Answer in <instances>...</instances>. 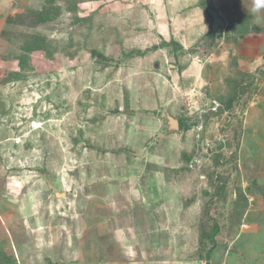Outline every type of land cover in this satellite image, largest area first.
<instances>
[{"label":"rangeland","instance_id":"1","mask_svg":"<svg viewBox=\"0 0 264 264\" xmlns=\"http://www.w3.org/2000/svg\"><path fill=\"white\" fill-rule=\"evenodd\" d=\"M199 3L0 0V264H206L200 230L216 225L209 264H264V10L253 21L252 0H209L259 59L227 64L225 89L195 97L162 59L180 47L151 46L212 36ZM164 9L174 26L155 19ZM188 58L172 63L192 78ZM232 96L199 140L206 100Z\"/></svg>","mask_w":264,"mask_h":264},{"label":"crops","instance_id":"2","mask_svg":"<svg viewBox=\"0 0 264 264\" xmlns=\"http://www.w3.org/2000/svg\"><path fill=\"white\" fill-rule=\"evenodd\" d=\"M151 1V0H150ZM155 19L157 20L158 23H160V25L166 23V26L168 27L172 22V20H169V23L164 19L161 11H155ZM164 14H165V9H164ZM172 26H174L175 24H171ZM251 35V34H250ZM209 37V36H208ZM251 37L253 39L254 36L251 35ZM166 41L168 42L169 40L166 39ZM252 41L251 45H256L258 44L257 42L251 40L249 37L244 40V42L239 43V45L232 43V44H225V41L222 42V44L219 45V47H217V51L215 50L214 54H209V55H203L197 60L195 61V57L196 55H191V52H186L188 54L186 55H181V51L179 52L176 51L175 54L177 55L176 57H172V55L168 52V53H164L163 57H165V59L162 57L163 60L170 62V66L175 69V70H170L171 72H169L168 74L173 77V82H174V86H178L180 87L182 90H186V87L182 86L181 82L183 81V84H185L186 82L190 83V87H189V93L191 92L194 96L196 97L197 95H199V88L201 89L202 86H204L203 88H205L206 93H210V95L212 96V94L214 93L213 90H217L216 88H220L221 91H216V93L218 92H222L224 88V85L222 87H218L220 86V83H224V78L225 76L222 77V74H224L226 68H227V64L231 65L232 62L235 61L236 65L239 66V68L241 67L244 70L250 71L251 67H250V62H246L245 59H250V58H258V53L254 51L253 47H252V52H250V42ZM198 43V42H197ZM196 43V44H197ZM155 45H159V43H154ZM195 44V45H196ZM193 44H187V47L183 48L185 51H188L190 48L194 47L192 46ZM224 46L227 50L225 52L226 57H221V60H216L215 57L219 58V48L221 46ZM167 48V46H165ZM144 50V49H143ZM155 50V49H154ZM166 52L163 48H158L157 50H155V52L153 54H156V56L160 57L161 52ZM238 52V54H237ZM200 54V52L197 53V55ZM171 55V56H170ZM213 56L215 59L212 60H208L209 56ZM237 55L239 60L237 59ZM182 57H189L187 60H191V64L195 67V69L193 70V77L190 78L188 72V68L190 66V64L188 63V67L182 71H180V66L178 64H173L172 62H178L180 61V59H182ZM215 61V62H214ZM209 64V66H208ZM212 65V68L210 67ZM240 68V69H241ZM250 69V70H249ZM246 71V72H247ZM184 79V80H183ZM214 86H216V88L214 89ZM177 87V88H178ZM180 97V95L174 91L172 92V97L171 100L169 101L170 105H173L174 102H176L178 100V98ZM166 97L163 98V100H165ZM183 98V97H181ZM168 98H166L167 100ZM165 100V101H166ZM164 102V101H163ZM207 103V100H206ZM168 105V104H167ZM178 123V129H179V121H175ZM170 124V122H169Z\"/></svg>","mask_w":264,"mask_h":264},{"label":"trees","instance_id":"3","mask_svg":"<svg viewBox=\"0 0 264 264\" xmlns=\"http://www.w3.org/2000/svg\"><path fill=\"white\" fill-rule=\"evenodd\" d=\"M115 1H117V0H115ZM239 1V0H238ZM238 3H240V2H238ZM198 7H200V8H202L204 11H206L207 12V15H209V17H210V19L212 20V16H211V14L207 11L208 10V8H212L213 9V6L209 3V0H200V3H199V5H198ZM162 13V12H161ZM162 15H163V13H162ZM163 17H164V19L169 23V21H168V19H167V17H166V13L163 15ZM255 14H250V18L254 21L255 20ZM245 18H248L247 17V14H245L244 16L243 15H241V17L240 18H238V20L237 21H235V22H232V27H235L236 25H240V21H242V20H246ZM227 29H229V27L227 26ZM227 29H226V31H227ZM226 31H225V37H224V40H225V43H226V45L227 44H232V43H235L234 41H231L232 39H230L231 38V34H230V29H229V31H227V33H226ZM221 32V31H220ZM237 32V31H236ZM228 35V36H227ZM203 38H206L205 37V35L203 36ZM216 41V35H214V36H212V37H208L206 40L204 39L203 41H201V42H198L194 47H192V48H190L187 52H191V53H194V51H195V47H197V45H200L201 43L203 44V46H204V48H205V50H204V52L205 53H207L206 55H209V54H211V53H213L215 50H216V48L218 47V44L215 42ZM164 44V45H163ZM161 45H163V46H167V47H180V51L181 52H185V50L183 49V47L182 46H180L175 40H170V42H167L166 40H164L161 44H160V46ZM200 46H202V45H200ZM157 48V47H156ZM155 49V48H154ZM130 55H134V54H140V55H142L143 53H144V51H142V50H139V49H137V50H134V49H132V50H130L129 52H128ZM203 55H204V53H202ZM94 55V57H99V58H103L104 59V57L102 56V54H100V52H98V51H94L93 53H92V56ZM130 57H132V56H130ZM250 84V82L249 81H247V82H240V84H239V86H238V89L236 90V91H238V94H237V96L239 97V98H241V97H244V93L246 92V91H248V88H246L247 87V85H249ZM241 88V89H240ZM235 93V92H234ZM235 95V94H234ZM235 97H236V95H235ZM235 97H233L232 96V98H228L223 104H222V106L224 107V109H225V113H227V114H230L231 113V111L233 110V108H234V106L235 105H237L238 103V100L237 99H235ZM210 119V118H209ZM203 120H202V118L200 117V119H198V120H195V122H193V124H192V128L194 127H196V126H199L200 125V123L202 122ZM188 122L187 121H185L184 119H180V121H179V128L180 129H185V128H191V125H188L187 124ZM201 143V142H200ZM220 144V143H219ZM221 147H223V145H220V148ZM186 156H183V158H185ZM215 164L217 165L218 164V162L217 161H215ZM215 188H216V193L214 194L216 197L218 196H220V191L221 190H219V187H217V186H215ZM208 193V195H209V192H207ZM207 209V208H206ZM203 211V213L206 211V210H202ZM205 214V213H204ZM204 216V215H203ZM202 232V233H201ZM218 232H219V227L216 225V226H213V228L211 229V231L210 232H206V231H204L203 229L202 230H200V233H201V236H202V240L200 239V245H205V241H208L210 244H211V247L208 249V251H207V253H206V256L205 257H202L203 258V260H206L207 262H206V264H209V262H210V260H211V255H212V252L215 250V248L217 247V240H216V236L218 235ZM207 247V246H206ZM195 264H199V262H196Z\"/></svg>","mask_w":264,"mask_h":264},{"label":"water","instance_id":"4","mask_svg":"<svg viewBox=\"0 0 264 264\" xmlns=\"http://www.w3.org/2000/svg\"><path fill=\"white\" fill-rule=\"evenodd\" d=\"M212 16V35L216 33L217 29L219 27H222L224 28V22L222 19H220V17L218 16V13L214 10H211L209 12ZM222 37V35H219L217 40L220 39ZM225 112V109L218 105H214V101L211 100V99H207V108H206V112L203 114L202 116V120H203V123L201 125V128L199 130V140L202 139L203 135H204V131H205V128H206V123L208 121V119L210 118V116H213V115H218V114H223ZM174 123V126L178 129V123L177 122H173Z\"/></svg>","mask_w":264,"mask_h":264},{"label":"clouds","instance_id":"5","mask_svg":"<svg viewBox=\"0 0 264 264\" xmlns=\"http://www.w3.org/2000/svg\"><path fill=\"white\" fill-rule=\"evenodd\" d=\"M150 3V2H149ZM214 10L218 13V16L220 17V19H222L223 20V22H224V28H222V27H219L218 29H217V31H216V33L215 34H213L212 36H214V35H216V43L219 45L222 41H225L224 40V37H225V31H226V29H227V24L225 23V20L220 16V14H219V12L214 8ZM262 10H264V0H252V9H251V11H252V13L253 14H257V13H260ZM156 10H153L152 11V13L154 14V12H155ZM208 12H210V11H208ZM154 16H155V14H154ZM167 17V16H166ZM169 21V20H168ZM212 21H213V19L212 20H210V22H211V27H212ZM221 31V32H220ZM219 35H222V37L220 38V39H218L217 40V36H219ZM212 36H210V37H212ZM158 47V46H160V45H153V46H151V47ZM139 50H142L143 51V49H139ZM214 105H216V106H218V104H216L215 102H214ZM223 107V106H222ZM224 108V107H223ZM225 113V112H224Z\"/></svg>","mask_w":264,"mask_h":264}]
</instances>
